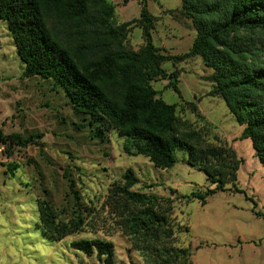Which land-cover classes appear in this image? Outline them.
<instances>
[{"label":"trees","instance_id":"obj_1","mask_svg":"<svg viewBox=\"0 0 264 264\" xmlns=\"http://www.w3.org/2000/svg\"><path fill=\"white\" fill-rule=\"evenodd\" d=\"M137 2L139 15L120 21L117 3L109 0H0V19L22 62L21 76L51 79L52 87L59 86L72 113L85 119L76 129L85 126L101 141L115 131L127 155H142L163 169L172 167L176 150H182L184 161L214 183L187 199L205 204L219 190L244 192L235 185L241 162L235 150L225 140L211 139L207 126L183 116L179 106L202 117L196 102L183 99L180 71H168L163 63L201 56L211 69L208 95L223 98L243 126L239 138L251 140L264 166V0H181L180 9L164 10L174 18L180 13L195 30L190 48L177 54L154 44L157 16L147 0ZM135 26L143 39L138 48L129 42ZM162 79L168 81L163 90L171 88L185 106L162 97L163 90L152 83ZM42 137L38 131L5 134L0 129V145L9 156L14 147L35 145L42 152ZM0 166L7 177H15L19 167L14 161ZM63 174L67 191L60 206L47 195L35 197L36 225L48 238L60 241L87 232L91 236L71 240L69 246L115 264L113 241L98 234L121 233L144 264H191L189 248L179 240L187 226L173 215V197L134 189L138 177L131 167L104 194L86 201L66 168Z\"/></svg>","mask_w":264,"mask_h":264},{"label":"rangeland","instance_id":"obj_2","mask_svg":"<svg viewBox=\"0 0 264 264\" xmlns=\"http://www.w3.org/2000/svg\"><path fill=\"white\" fill-rule=\"evenodd\" d=\"M109 1L117 3L120 21L139 15L137 0L124 4L123 0ZM147 8L157 16L154 44L171 54L187 51L195 35L190 20L178 12L177 18L164 13L166 9H180L181 0H147ZM142 41L141 29L135 26L129 42L138 48ZM163 66L168 71H180L178 85L183 99L196 102L202 115L179 106L183 116L197 126H207L211 139L225 140L235 150L241 160L235 185L244 192L219 190L208 196L205 204L197 198L187 199L191 192H203L214 183L184 161L182 150H176L173 166L163 169L142 155H127L115 131L109 140L101 141L85 126L76 129V124L85 119L72 113L59 86L52 87L51 79L21 76L22 62L6 22L0 19V129L5 134L38 131L43 133L45 143L42 152L35 145L14 147L10 156L0 145V162L19 165L15 177H7L0 166V264H103L94 255L87 256L69 246L71 240L91 236L87 232L60 241L48 238L36 225L35 197L47 195L60 206L67 191L66 168L82 200L93 199L120 179L127 167L138 177L134 189L173 197V215L179 224L187 226L179 232V240L189 248L191 264H264V166L251 140L239 138L243 126L236 122L223 98L208 95L213 83L206 77L211 69L201 56L175 64L166 61ZM152 83L162 91L168 81ZM161 95L169 103L180 101L171 88ZM183 101L180 104L185 106ZM98 235L113 241L115 264H144L123 234Z\"/></svg>","mask_w":264,"mask_h":264}]
</instances>
